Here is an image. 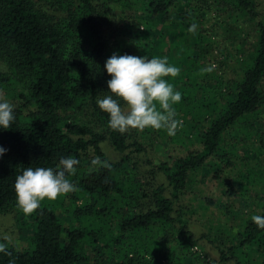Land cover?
<instances>
[{
  "label": "trees",
  "instance_id": "16d2710c",
  "mask_svg": "<svg viewBox=\"0 0 264 264\" xmlns=\"http://www.w3.org/2000/svg\"><path fill=\"white\" fill-rule=\"evenodd\" d=\"M173 4L175 21L168 33L172 40L169 46L181 48L184 60L175 57L176 51L159 52L155 57H167L170 65L180 69L178 76L164 79L182 95L173 107L183 125L174 136L152 128L113 131L109 115L96 103L98 97L111 94L107 92L111 76L104 67L110 33L124 28L123 43H115L117 55H133L136 48L156 53L154 40L158 37L163 41L167 23L162 21L157 34L139 31V24L147 25L133 12L164 17ZM213 5L252 20L254 42L236 47L235 38V50L231 51L213 43L208 28L202 25L207 33L204 36L199 12L204 9L202 15L207 17ZM236 18L232 17L233 22ZM192 23L198 26L195 33L188 31ZM221 23L220 35H225L231 24ZM132 35L140 36V41ZM217 53L224 54L215 64ZM229 57L234 58L231 67ZM212 64L216 65L213 72L199 74L201 68ZM12 77L23 80L25 92L23 107H14L12 126L0 127V147L6 150L0 156V210L16 200L14 183L25 168H55L61 157L79 160L75 174L67 175L70 182L76 179L78 189L71 192V208H66L73 218L117 210L110 194H116L126 206L116 231L98 235L82 226L65 225L54 206L42 201L33 213L30 247L7 244L10 254L0 252V264H264V229L251 219L254 215L264 217V202L257 204L258 211H246L235 206L233 199L247 186L245 180L235 187L236 179L243 176L257 182L252 170L224 183L229 199L220 206L228 218L229 214L241 216L234 233L225 227L223 238L208 237L215 251L211 262L192 249L198 236L177 209L194 172L208 166L219 176L223 165L232 164L233 148L220 147L225 131L251 116L260 103L264 19L256 0H0V85ZM120 104L126 107L123 101ZM86 105L97 126L101 123L106 127L113 148L121 153L118 161H111L101 146L104 132L86 123L65 125L62 121L65 111ZM141 135L161 137L186 148L169 160L156 161L147 155ZM132 154L141 156V162L134 166L153 168L151 178L162 176L166 182L135 179L136 166L129 163ZM88 155L90 167L84 169ZM97 157L111 168L93 166L91 162ZM82 197L85 202L79 203ZM206 200L204 205L215 204L211 197ZM85 236L92 244L101 243L110 250L105 262L96 257L88 262L89 253L82 243Z\"/></svg>",
  "mask_w": 264,
  "mask_h": 264
},
{
  "label": "rangeland",
  "instance_id": "374dc122",
  "mask_svg": "<svg viewBox=\"0 0 264 264\" xmlns=\"http://www.w3.org/2000/svg\"><path fill=\"white\" fill-rule=\"evenodd\" d=\"M176 3L177 2H175V4ZM256 3L260 10V15L264 19V0H256ZM175 4H173L169 12L166 13L164 17L153 18L141 11L133 12L136 16L143 17V21L147 25L145 26L143 24H139V31L149 32V34H157V32L161 30L160 27L162 26V21L167 23L163 28L166 30V35L163 34V41L161 42L158 40V37L154 40L155 43L153 47L156 50V53L152 54L148 50H145V52L141 48H136L133 55H146L147 57L152 58L157 56L156 54L159 52L168 53L170 51L174 53L176 51L175 57H179L184 60V53L181 48H178L177 50L174 46H169L172 43V40L170 39L168 33L171 31V28L173 27L172 24L175 21L173 17L176 10ZM118 11L119 9H117V12ZM201 11L204 14V9H201ZM202 13L199 12L201 30L202 25H205L208 28L207 30L211 35L213 43H220V46L223 49L228 48L229 50L234 51L235 48L232 45L235 43V38H237L238 41L235 45L236 47L238 44L244 45L243 43L249 42L250 44L254 42L256 36V29L253 27L254 22L244 15H237L238 13L234 15L232 12L225 13L224 10L218 8L217 6L214 8V5L207 17L203 16ZM227 14H230V16ZM237 16L238 18H236L233 22L232 17ZM221 21L225 24H231L228 25L230 28L227 31H224V34L227 35L225 40H223L225 35H220L221 27H219V25L222 24ZM138 29H135V31ZM123 31L124 28H122L121 31H118L116 28L115 31L110 33L109 41L111 46L108 47L106 52V60L113 53H116L115 43H118L119 45L123 43L126 37ZM202 31L205 36L206 31ZM247 33L250 34L248 37ZM132 37H136L135 39L140 41V36L132 35ZM214 52L219 53L220 50L215 49ZM223 54H218L216 57L214 56L215 64H218V60L223 58ZM208 58L209 56H205V59ZM229 58L231 60L228 63V67H231L230 63L234 60V58ZM0 87L1 100H7L14 107H23L22 101H24V98L22 93L25 92V87L22 79L12 77L7 81H3ZM260 88L261 100L255 112L246 119H241L233 127L228 128L223 136V141L221 142L220 147L221 149L223 147L233 148L232 164L226 166L223 165L222 169L219 170V176H215L208 166L199 168L193 173L190 182L184 189L181 199L178 202L177 209H179L183 213V216L187 218L188 226L191 227V229L198 236L197 243H194L191 246L192 249L199 253L200 256H204V258H206L209 262H211L212 258L215 257V251L211 245L212 242L208 239V237L214 240L223 238L225 233L221 230L225 227H227L230 232L234 233L237 229L241 216L229 214L231 218H228L225 214L224 208L220 206L222 202H227L229 199L227 193L224 191V183L228 181L229 178L233 179V177H237L241 172L252 170V173L256 174L257 182L253 181L251 183L250 178H245L243 176L235 180V187H237L241 181L246 180L245 183L247 184L245 187L246 189L242 188L238 195L233 198L235 206L241 208L242 210L246 209V211H258L257 204L264 202V77L260 83ZM62 121L65 125L72 121L79 124L86 123L97 128L99 131L104 132L105 137L101 142L103 150L111 161H118L120 159L121 153L115 150L110 143L106 134V127L102 126L101 123L97 126V123H95V119L87 105L82 108H70L65 111L62 115ZM140 138L144 141L147 155L153 157L156 161H158V159L169 160L175 154L184 152L186 148L174 143H168L166 139L161 137L156 139L151 135H147L145 138L141 135ZM136 156L137 155L132 154L130 157L129 163L132 166H134L133 163L135 162H141V156ZM86 161L84 169L90 167L89 163L91 160L89 155L87 156ZM135 166L136 172L134 170L132 175L135 179L145 182L151 181L152 183L166 182L162 176H157L158 178H151L153 168ZM71 183L75 185L76 179H73ZM70 194L71 193L60 196L55 201H49L47 199L44 200V202H49L52 206H54L55 211L62 218V220H64L65 225L75 224L76 226H82L88 231H94L98 235L109 233L108 231H110V233L116 231L119 217L122 213H124V208L126 206L121 199L117 198L116 194H110L109 197L112 198L113 196V198H115L113 202H115L117 210L112 208L107 212H95L90 214L88 217L84 216L78 220L73 218V214H71L70 210H66L67 207L71 208V204L69 202ZM208 197L215 200L214 205H204V203H206L205 201H207L206 198ZM77 201L79 203L85 202L84 197L79 198ZM34 223L35 220L33 218V213L26 216L17 207L16 200H14V202L8 205L7 208L0 210V238L5 235L11 237L10 242L0 239V243L11 244L20 249L29 248ZM82 243L85 245L86 253H89L90 258L88 262H91L94 257L97 258L96 260H100L102 262H105L106 259L109 258L107 255L110 254V250L108 248H102L101 243L92 244L87 236L82 239ZM96 250L99 251L98 254L96 253ZM83 264L88 263L85 262Z\"/></svg>",
  "mask_w": 264,
  "mask_h": 264
},
{
  "label": "clouds",
  "instance_id": "9594fccd",
  "mask_svg": "<svg viewBox=\"0 0 264 264\" xmlns=\"http://www.w3.org/2000/svg\"><path fill=\"white\" fill-rule=\"evenodd\" d=\"M197 24L192 23L188 31L195 33ZM111 79L107 80L110 95L97 98L98 107L109 115L108 125L113 131L125 133L129 129L143 131L145 128L165 130L174 136L182 127L183 121L176 119L173 105L179 103L182 95L165 77H176L180 69L168 63V58L117 55L113 53L104 65ZM216 65L200 69V75L211 73ZM116 97V98H114ZM123 101L126 107H121ZM15 120L14 106L7 100H0V127L8 129ZM6 150L0 147V156ZM93 166L111 168L107 161L99 157L92 160ZM79 160L61 157L55 168L27 167L16 177L14 189L17 207L27 216L34 213L45 199L55 201L60 196L77 191L67 175H74ZM257 227L264 229V217L252 216ZM10 242V236H3ZM0 252H7V244L0 243ZM9 264H13L12 261Z\"/></svg>",
  "mask_w": 264,
  "mask_h": 264
}]
</instances>
